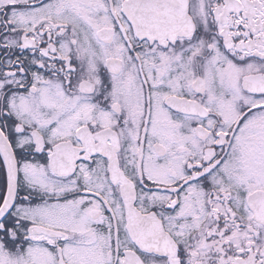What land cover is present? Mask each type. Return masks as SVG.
<instances>
[{
    "label": "snow or ice",
    "instance_id": "obj_1",
    "mask_svg": "<svg viewBox=\"0 0 264 264\" xmlns=\"http://www.w3.org/2000/svg\"><path fill=\"white\" fill-rule=\"evenodd\" d=\"M0 264H264V0H0Z\"/></svg>",
    "mask_w": 264,
    "mask_h": 264
}]
</instances>
